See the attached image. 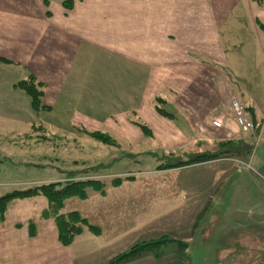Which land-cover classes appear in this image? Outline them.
Returning a JSON list of instances; mask_svg holds the SVG:
<instances>
[{
    "label": "crops",
    "instance_id": "obj_1",
    "mask_svg": "<svg viewBox=\"0 0 264 264\" xmlns=\"http://www.w3.org/2000/svg\"><path fill=\"white\" fill-rule=\"evenodd\" d=\"M31 77L44 85L49 109L40 117L27 93L15 86ZM229 87L251 109L259 135L244 138L258 145L264 139V10L253 0H0V127L8 130L0 135L11 140L33 131L38 121L63 133L74 120L92 122L96 130L106 129L107 121L110 129L133 138L140 132L132 124L138 117L162 140L159 148L185 151L197 140L207 147L214 117L223 121L219 130L230 139L241 133L225 107ZM158 98L172 114L159 113ZM144 136L141 132L139 140ZM248 157L184 170L183 177L206 181L192 191L210 190L202 200L192 198L191 210L206 209L215 190L225 191L239 163L247 166L239 167L245 176L229 191H247L253 199L260 176ZM19 223H0V264H101V257L88 255L95 248L83 250L82 262L55 230L31 236ZM247 234L238 243L248 248L244 260L254 261L261 237Z\"/></svg>",
    "mask_w": 264,
    "mask_h": 264
},
{
    "label": "rangeland",
    "instance_id": "obj_2",
    "mask_svg": "<svg viewBox=\"0 0 264 264\" xmlns=\"http://www.w3.org/2000/svg\"><path fill=\"white\" fill-rule=\"evenodd\" d=\"M229 91L232 94L231 87ZM155 101L158 110L160 108L172 114L168 102L161 98ZM42 105L45 109H35L39 117L41 111L49 109L43 104V98ZM133 118L135 122L132 124L140 131L138 134L134 132L133 138H129L130 134L126 132L110 129L107 121L102 122L103 128H106L103 131L96 130L92 122L78 124L76 120L70 121L71 127L63 133L55 129L50 131V122L38 121L33 131L18 132L14 140L1 134L0 143L9 141L11 145L7 143L0 148V197L16 189H37L32 191H36L33 197L11 202L5 221L0 219V223L20 222L21 228H28L31 236L51 228L58 233L59 239L58 217L77 213L88 225L83 226V232L69 246L60 243L73 248L74 252L77 250L78 255L73 254V258L77 257L82 262L85 248H95L88 255L101 257V264H108L138 242L165 236L173 242L161 245L156 256L148 254L125 264H264V167L259 164V159H264V139L258 145H252L249 157L241 153L224 154L217 158L255 159L253 166L260 177L255 180L253 199L247 197V191L242 195L229 191L238 189L240 179L245 176L239 167L247 166L239 163L226 190L222 193L215 190L207 208L194 212L191 210L194 205L192 198L197 196L202 200L210 190L207 193L192 191L194 185L199 186L206 181L183 177L188 174L184 170L217 159L200 160L198 163L186 160L224 151L227 141L245 140L247 133L241 129L238 137L230 139L222 130L208 128L206 135L211 141L207 147L203 146V141L197 140V146L174 152L157 147L162 140L147 123L144 124L138 117ZM205 125L209 126L208 123ZM6 128L2 125L0 130L8 132ZM94 132H102L110 141L94 137ZM141 132L145 135L144 141L139 140ZM253 133L252 136H258L259 130ZM179 160L186 161V165L169 167ZM179 174H182L181 183L178 182ZM77 181L90 182V186L84 187L85 196L69 197L59 213L53 211L40 189ZM187 190L190 191V198ZM244 199L248 200L247 203ZM249 201L254 205L250 206ZM249 208L254 214L249 213ZM243 224L249 226L242 229ZM89 226L98 227L100 232ZM250 231L257 232L261 237L254 261L244 260L248 248L238 243ZM107 254H110L108 259Z\"/></svg>",
    "mask_w": 264,
    "mask_h": 264
},
{
    "label": "trees",
    "instance_id": "obj_3",
    "mask_svg": "<svg viewBox=\"0 0 264 264\" xmlns=\"http://www.w3.org/2000/svg\"><path fill=\"white\" fill-rule=\"evenodd\" d=\"M253 1L256 2L264 10V0H253ZM15 86L27 93V95L31 98L32 106L34 109L38 111L45 109L44 106L42 105V98L44 96V88L42 83L37 82L33 77H31L28 80L20 81ZM247 110L250 113L251 109L248 108ZM160 113H162V115H168L163 110H160ZM92 135L98 139L104 141H110L108 138L105 137V134H103L102 132H94L92 133ZM227 142L228 143H225L226 149H224V151L219 150L218 153L216 152V154L213 155H209V154L198 155L186 161L187 162L189 161L188 163H198V161L200 160L204 161L207 159L214 160L220 158L224 154L239 155L241 153H245V155L249 156L253 151L252 144L248 143L244 139L230 140ZM186 161L184 162L182 160H179L177 163L172 164L169 167L170 168L182 167L186 165ZM96 183L97 182H95V184ZM90 185H91L90 182L87 181H77V182H70L68 185L54 184L50 186H43L40 190L43 192L42 194L48 198L52 210L59 213L60 208H63L66 199L76 195L84 197L86 186H90ZM36 189L37 188L25 189V190L16 189L13 190V192L0 197L1 221H5L6 211L11 202H13L15 199H20V198L24 199V198L33 197L34 195H36V191L35 192L32 191ZM58 213L56 214L57 217L59 216ZM85 223L86 221L81 219L77 213H71L68 217L59 216L57 219V225L59 228L60 242L65 246H69L70 244H72L75 241L77 235L83 232V226L88 225L87 223L86 224ZM89 228L96 229L98 233L100 232V229L98 227L89 226ZM171 241L172 239L162 236L161 238H158L156 240L138 242L135 245H133L129 251L127 252L125 251L120 255L114 257L112 260H110L108 264H125L131 261H136L139 258L148 254H154L156 256L158 249L161 248V245Z\"/></svg>",
    "mask_w": 264,
    "mask_h": 264
},
{
    "label": "built area",
    "instance_id": "obj_4",
    "mask_svg": "<svg viewBox=\"0 0 264 264\" xmlns=\"http://www.w3.org/2000/svg\"><path fill=\"white\" fill-rule=\"evenodd\" d=\"M228 94V104L225 106L228 114H231L235 118L240 129L248 134L255 132L259 128V125L252 120L248 110L243 106L233 91L232 94L228 91ZM223 125V121L218 117H214L211 120V126L215 129H222Z\"/></svg>",
    "mask_w": 264,
    "mask_h": 264
}]
</instances>
